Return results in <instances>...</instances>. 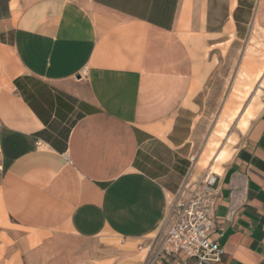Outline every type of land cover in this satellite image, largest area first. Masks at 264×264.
Instances as JSON below:
<instances>
[{"label": "crops", "instance_id": "crops-1", "mask_svg": "<svg viewBox=\"0 0 264 264\" xmlns=\"http://www.w3.org/2000/svg\"><path fill=\"white\" fill-rule=\"evenodd\" d=\"M263 19L264 0H0V264H150L143 242L193 168L178 121L205 49ZM253 116L214 156L215 264H264V107Z\"/></svg>", "mask_w": 264, "mask_h": 264}, {"label": "rangeland", "instance_id": "rangeland-1", "mask_svg": "<svg viewBox=\"0 0 264 264\" xmlns=\"http://www.w3.org/2000/svg\"><path fill=\"white\" fill-rule=\"evenodd\" d=\"M244 33L238 39H234V32L227 33L210 42V48L205 49V86L195 94L190 109L181 112L180 134L191 135L189 140L193 141V168L188 176L194 180L216 170L214 156L222 148L232 155L244 132L239 119L246 108L251 107L255 117L264 107V86L260 87L264 80V24H255L251 39ZM237 107H241L240 115L232 119ZM164 230L165 223L155 236L143 242L149 247L147 263H151Z\"/></svg>", "mask_w": 264, "mask_h": 264}, {"label": "built area", "instance_id": "built-area-1", "mask_svg": "<svg viewBox=\"0 0 264 264\" xmlns=\"http://www.w3.org/2000/svg\"><path fill=\"white\" fill-rule=\"evenodd\" d=\"M217 182L218 174L212 171L197 180L189 175L169 198L164 234L150 264L158 259L182 264L176 260L181 253L196 264H215L222 259L224 249L218 241L215 217Z\"/></svg>", "mask_w": 264, "mask_h": 264}, {"label": "bare ground", "instance_id": "bare-ground-1", "mask_svg": "<svg viewBox=\"0 0 264 264\" xmlns=\"http://www.w3.org/2000/svg\"><path fill=\"white\" fill-rule=\"evenodd\" d=\"M212 172H215L214 170Z\"/></svg>", "mask_w": 264, "mask_h": 264}]
</instances>
